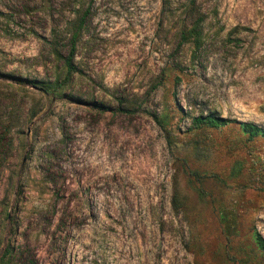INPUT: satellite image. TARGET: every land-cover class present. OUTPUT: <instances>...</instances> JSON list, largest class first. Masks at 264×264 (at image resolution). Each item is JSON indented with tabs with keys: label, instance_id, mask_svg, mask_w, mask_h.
<instances>
[{
	"label": "rangeland",
	"instance_id": "374dc122",
	"mask_svg": "<svg viewBox=\"0 0 264 264\" xmlns=\"http://www.w3.org/2000/svg\"><path fill=\"white\" fill-rule=\"evenodd\" d=\"M238 122L264 128V0H0V264H264Z\"/></svg>",
	"mask_w": 264,
	"mask_h": 264
},
{
	"label": "trees",
	"instance_id": "16d2710c",
	"mask_svg": "<svg viewBox=\"0 0 264 264\" xmlns=\"http://www.w3.org/2000/svg\"><path fill=\"white\" fill-rule=\"evenodd\" d=\"M78 30H79V28H78ZM77 35H78V32L76 31L73 34V37H76ZM188 35L192 39L194 45L198 47L199 43H200V31L198 30L197 24L194 25L189 30ZM73 47H74V45H72V48ZM71 55H72V53L70 55H68L65 59V66L67 67V73H69V74L73 70V65L71 63ZM31 83L36 88L41 89V91H43V92H48V91L52 90L51 86H43L41 84V82L33 80V81H31ZM195 121H196V123L207 124V125L212 126V127H218V126L225 125L226 123L230 122V120H228V119L216 117L214 115H207L205 117H196ZM238 123H239L241 131L243 133H245L249 138H255L258 136L264 137V128H261L252 122H238ZM253 241H254V244L257 248L264 251V239L262 238V236L258 232H255L253 234ZM6 255H8L7 256L8 259L6 260L5 264H11L14 254H12V252H8V250H7ZM4 257L5 256H3V258H1V259H4ZM3 264H4V262H3Z\"/></svg>",
	"mask_w": 264,
	"mask_h": 264
}]
</instances>
